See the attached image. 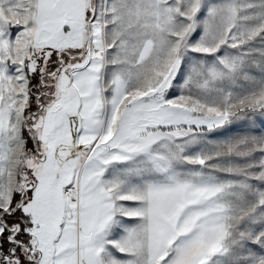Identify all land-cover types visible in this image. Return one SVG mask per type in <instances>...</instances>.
Masks as SVG:
<instances>
[{
    "label": "snow or ice",
    "instance_id": "6c2138e0",
    "mask_svg": "<svg viewBox=\"0 0 264 264\" xmlns=\"http://www.w3.org/2000/svg\"><path fill=\"white\" fill-rule=\"evenodd\" d=\"M0 264H264V0H0Z\"/></svg>",
    "mask_w": 264,
    "mask_h": 264
}]
</instances>
